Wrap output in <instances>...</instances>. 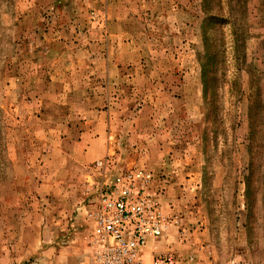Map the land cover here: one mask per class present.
I'll return each instance as SVG.
<instances>
[{"label":"rangeland","instance_id":"obj_1","mask_svg":"<svg viewBox=\"0 0 264 264\" xmlns=\"http://www.w3.org/2000/svg\"><path fill=\"white\" fill-rule=\"evenodd\" d=\"M132 172L148 264H264V0H0V264H91Z\"/></svg>","mask_w":264,"mask_h":264},{"label":"built area","instance_id":"obj_2","mask_svg":"<svg viewBox=\"0 0 264 264\" xmlns=\"http://www.w3.org/2000/svg\"><path fill=\"white\" fill-rule=\"evenodd\" d=\"M148 182L149 176L140 172L120 173L110 184L100 186L88 214L93 264H148L144 250L150 241L163 236L167 226ZM151 264L180 263L166 254L154 256Z\"/></svg>","mask_w":264,"mask_h":264},{"label":"crops","instance_id":"obj_3","mask_svg":"<svg viewBox=\"0 0 264 264\" xmlns=\"http://www.w3.org/2000/svg\"><path fill=\"white\" fill-rule=\"evenodd\" d=\"M153 243H155V241H150V242L148 243V245H147V247H146V251L150 249V247H151V245H153ZM85 259H86V260H85ZM90 260H91V261H90L91 264H93V262H92V258H91V253H90ZM83 262H84V264H88V259H87L86 257H84Z\"/></svg>","mask_w":264,"mask_h":264}]
</instances>
